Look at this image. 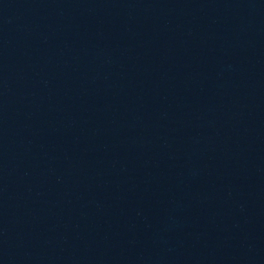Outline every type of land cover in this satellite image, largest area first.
I'll return each instance as SVG.
<instances>
[{"label": "water", "instance_id": "water-1", "mask_svg": "<svg viewBox=\"0 0 264 264\" xmlns=\"http://www.w3.org/2000/svg\"><path fill=\"white\" fill-rule=\"evenodd\" d=\"M0 264H264V0H22Z\"/></svg>", "mask_w": 264, "mask_h": 264}]
</instances>
